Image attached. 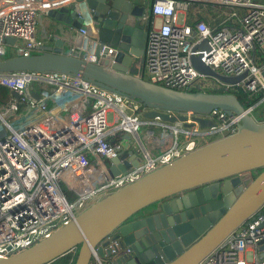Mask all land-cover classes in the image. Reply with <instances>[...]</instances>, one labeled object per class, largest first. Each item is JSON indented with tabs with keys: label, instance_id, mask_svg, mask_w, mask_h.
Masks as SVG:
<instances>
[{
	"label": "built area",
	"instance_id": "obj_1",
	"mask_svg": "<svg viewBox=\"0 0 264 264\" xmlns=\"http://www.w3.org/2000/svg\"><path fill=\"white\" fill-rule=\"evenodd\" d=\"M65 4H75L83 18L81 59L97 62V53L111 55L114 48L100 41L85 0H0V60L7 36L16 39L18 53L42 50L37 19ZM193 4L205 15L180 22L178 16L188 14ZM150 14L159 18L158 26L148 25ZM141 24L143 66L136 63L134 74L180 90L198 83L204 91H260L261 98L245 110L264 120V0H152ZM203 41L205 46L193 50ZM191 54L220 74L244 76L234 85L205 77L192 66ZM0 86L9 90L0 104V131H5L0 137V257L48 237L105 194L192 151L211 133H233L240 123V115L216 109L204 115L215 126L166 128L143 118L135 99L57 72H0ZM192 116L186 113L187 123ZM144 126L160 127L158 137L153 131L146 135L160 140L158 149L141 135ZM165 129L174 132L169 142H163ZM128 150L140 158L137 165H111L110 159ZM112 252L123 256L129 249ZM94 264L105 263L95 255ZM198 264H264V205Z\"/></svg>",
	"mask_w": 264,
	"mask_h": 264
},
{
	"label": "water",
	"instance_id": "obj_2",
	"mask_svg": "<svg viewBox=\"0 0 264 264\" xmlns=\"http://www.w3.org/2000/svg\"><path fill=\"white\" fill-rule=\"evenodd\" d=\"M85 5L96 28L109 40L106 44L114 48L111 55L97 53V62H88L62 52L58 36L64 30L59 22L72 29L81 28L83 22L77 7L66 8L62 16H51L49 39L40 51L18 53L16 39L3 38L7 46L0 72L50 71L81 78L135 99L144 109L143 118L168 128L215 126L204 115L216 109L240 115V123L233 133L210 139L105 194L48 237L0 257V264H46L72 249H76L73 264H94L95 255L105 264H198L264 205V120L249 115L233 92L180 90L134 74L133 64L143 66V0H85ZM37 33V37L43 34L39 22ZM189 59L200 74L222 83L234 85L244 76L220 74L194 54ZM186 113L193 114L192 123L186 122ZM139 161L133 150L120 151L109 160L121 167ZM125 247L126 255L112 252Z\"/></svg>",
	"mask_w": 264,
	"mask_h": 264
},
{
	"label": "crops",
	"instance_id": "obj_3",
	"mask_svg": "<svg viewBox=\"0 0 264 264\" xmlns=\"http://www.w3.org/2000/svg\"><path fill=\"white\" fill-rule=\"evenodd\" d=\"M143 1H144L145 10H146L147 6H149V4L152 0H143ZM65 5L66 6L62 5L59 8L52 9L47 15H44V17H42V18L38 17L37 20L39 23H41L42 28H43V34L40 37H37L39 45H47V42L49 39V36L47 34L48 28H49V25H51L53 23V19L51 18V16L54 15V17H60L63 15L66 8H69L71 10V9H75V7H76L75 4H68V5L65 4ZM195 10H196V5L193 4V9L190 10L189 13L186 15L180 14L178 16V20L180 22H190L192 20V18H195V17L202 18L205 15V13L197 12ZM150 22H151V24H154L155 26H158L160 24L158 17H152ZM59 25L63 26V30H64V33H62L60 36H58L63 41L62 46H61L62 52L66 53V54H73V55L79 56L84 51V46L86 45V39L83 37L82 34L79 33L78 29H72L70 26L64 25L60 22H59ZM37 27H38V23H37ZM98 29H99L98 32H99V36H100V41L103 43H108L110 45L109 40L105 37L103 30H101L100 28H98ZM37 36H38V33H37ZM21 111H23V113H25L26 109L22 108ZM33 115L34 114L32 113L31 116H33ZM166 128H168V127H166ZM159 129H160L159 126H155V127L154 126H144L143 132H141L142 136L145 135V139H147L149 146L154 148V149L159 148L160 140L154 141L151 138L148 139V137H146V135H148L149 131H153L152 137L156 138V137H158V134L160 131ZM164 132H165V136H164L163 142L171 141L174 137L173 136L174 132H172L171 130H168V129H165ZM205 142L206 141L203 139V143H205ZM132 148H133V146H132Z\"/></svg>",
	"mask_w": 264,
	"mask_h": 264
},
{
	"label": "trees",
	"instance_id": "obj_4",
	"mask_svg": "<svg viewBox=\"0 0 264 264\" xmlns=\"http://www.w3.org/2000/svg\"><path fill=\"white\" fill-rule=\"evenodd\" d=\"M151 18H152V15L150 14L149 23H148L149 26H150ZM200 89L202 88L200 87V84L198 83L194 84L190 88L191 91H196ZM207 91H219V90L207 89ZM233 93L237 96L238 100L244 107L255 105L262 96V93L260 91L257 92L256 94H250L249 92L238 89L235 91L233 90ZM8 98H9V90L4 86H0V104L6 102ZM21 108L22 106L19 105V111H21ZM261 169L262 168H260L259 170ZM75 257H76V249H72L46 264H73Z\"/></svg>",
	"mask_w": 264,
	"mask_h": 264
},
{
	"label": "rangeland",
	"instance_id": "obj_5",
	"mask_svg": "<svg viewBox=\"0 0 264 264\" xmlns=\"http://www.w3.org/2000/svg\"><path fill=\"white\" fill-rule=\"evenodd\" d=\"M136 61H134L133 63H135ZM133 71L135 70V65L133 64V69H132ZM112 118H113V114H112V112L111 111H109L108 112V123H112L113 122V120H112ZM206 131H209L208 129L206 130ZM220 136V133H218V132H215V133H211V134H209L207 137H206V140L205 141H208V140H210V139H213V138H216V137H219ZM124 142H126V141H124ZM201 142H203V141H201Z\"/></svg>",
	"mask_w": 264,
	"mask_h": 264
}]
</instances>
